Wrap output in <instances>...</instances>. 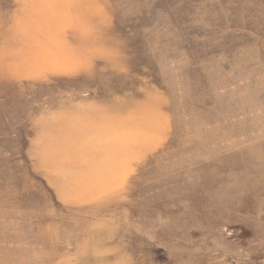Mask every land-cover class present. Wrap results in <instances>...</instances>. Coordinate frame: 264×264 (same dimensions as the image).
I'll return each instance as SVG.
<instances>
[{
  "label": "rangeland",
  "instance_id": "374dc122",
  "mask_svg": "<svg viewBox=\"0 0 264 264\" xmlns=\"http://www.w3.org/2000/svg\"><path fill=\"white\" fill-rule=\"evenodd\" d=\"M0 264H264V0H0Z\"/></svg>",
  "mask_w": 264,
  "mask_h": 264
}]
</instances>
